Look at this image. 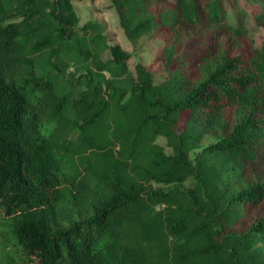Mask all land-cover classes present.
Returning <instances> with one entry per match:
<instances>
[{
	"label": "trees",
	"instance_id": "trees-1",
	"mask_svg": "<svg viewBox=\"0 0 264 264\" xmlns=\"http://www.w3.org/2000/svg\"><path fill=\"white\" fill-rule=\"evenodd\" d=\"M73 1L0 0V264H264V41L223 0H110L155 82Z\"/></svg>",
	"mask_w": 264,
	"mask_h": 264
},
{
	"label": "rangeland",
	"instance_id": "rangeland-1",
	"mask_svg": "<svg viewBox=\"0 0 264 264\" xmlns=\"http://www.w3.org/2000/svg\"><path fill=\"white\" fill-rule=\"evenodd\" d=\"M72 4L76 15L78 16L79 25L88 20L99 22L102 26V32L105 35L106 42L118 43L123 50L129 53L126 64L130 73H133L134 64L140 62L145 65H151V67L155 69L152 76L155 82L168 76L166 72L158 69V67H161L158 54L163 41L157 31L151 30L134 38L127 37L118 24L117 14L113 6L110 5V0H74ZM223 9L225 11L226 20L229 23L239 24L242 22L246 26L249 35L253 38L256 45L264 41V29L255 24L253 17L256 13L264 9L263 0H223ZM201 29L203 31L207 30V28L202 27ZM202 30L196 28L185 30L184 38L187 39L192 37V39H194L201 34L200 32H202ZM190 48L192 50L195 49V47L192 46ZM102 56L106 57L105 52ZM189 57H192V55H189ZM67 70L71 72L74 71V64L70 63ZM105 73L107 74V72ZM212 139H214V137L205 136L200 147L207 142L212 141ZM155 141L162 145L166 153H170V148L166 145L164 137L160 135L156 136ZM196 150V148L190 150V159H192ZM251 164L254 179L262 178L264 176V161L261 164H256L255 162ZM190 182L191 179L188 178L182 183V185L187 187Z\"/></svg>",
	"mask_w": 264,
	"mask_h": 264
}]
</instances>
